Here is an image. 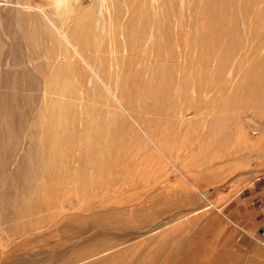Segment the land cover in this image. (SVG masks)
<instances>
[{"label": "rangeland", "instance_id": "rangeland-1", "mask_svg": "<svg viewBox=\"0 0 264 264\" xmlns=\"http://www.w3.org/2000/svg\"><path fill=\"white\" fill-rule=\"evenodd\" d=\"M234 1L0 0V264L264 253V156L230 158L243 124L264 153V0ZM172 207L211 209L123 245Z\"/></svg>", "mask_w": 264, "mask_h": 264}, {"label": "bare ground", "instance_id": "bare-ground-1", "mask_svg": "<svg viewBox=\"0 0 264 264\" xmlns=\"http://www.w3.org/2000/svg\"><path fill=\"white\" fill-rule=\"evenodd\" d=\"M221 1V0H220ZM225 1V0H224ZM234 1V0H233ZM241 1V0H240ZM260 0H254L253 2H257ZM64 2V1H63ZM103 2V1H102ZM235 2V1H234ZM237 2V1H236ZM221 4V3H220ZM219 4V5H220ZM59 8V7H58ZM57 8V10H58ZM231 9V8H230ZM107 10V9H106ZM44 11V10H43ZM239 11V10H238ZM46 13V12H45ZM43 13V14H45ZM240 14V13H239ZM260 14V13H258ZM46 15V14H45ZM48 15V14H47ZM221 15V14H220ZM242 15V14H241ZM240 15V17H241ZM101 16V15H100ZM225 16V15H224ZM244 21V20H243ZM101 22V21H100ZM52 23V22H51ZM55 25V24H54ZM101 26V25H100ZM55 27V26H54ZM62 28V27H61ZM58 29V28H57ZM63 29H60L61 31L58 32L62 33L64 35L65 32H63ZM61 34V35H62ZM67 36V37H66ZM70 38V37H69ZM68 38V35H65L66 41H67V45L73 49V52H75L80 58V60H82L84 63H87V60L82 56V54L80 53V51L77 49L76 45L72 42H70L71 39ZM65 41V42H66ZM71 49V50H72ZM74 53V54H75ZM93 73V72H92ZM97 78V77H96ZM100 78V77H99ZM101 79V78H100ZM102 82V81H101ZM223 91V90H222ZM241 113V112H240ZM244 114V113H243ZM253 114V113H252ZM259 114V113H258ZM224 117H226L225 115H223ZM253 117V116H252ZM239 118V117H238ZM249 118V116H248ZM242 119V118H241ZM255 119V118H254ZM241 121V120H238ZM238 124V122H237ZM243 124V123H242ZM241 124V125H242ZM244 125V126H243ZM240 127V130L242 131L241 133L243 134H239L237 136V138L234 139V146L235 147V151L234 153H231V157L232 161L234 160H242L243 162H248L251 161L249 160L250 157L254 156V157H262L264 156V153H261L262 150V142L261 139L259 137H254L251 134H249L250 131L254 132H259L260 130H255L253 128H251V126L245 125L243 124ZM239 126V125H238ZM253 126V125H252ZM260 127V126H259ZM230 128V127H229ZM238 130V128H237ZM230 131V129H229ZM232 132V131H231ZM229 133V132H228ZM236 137V136H235ZM233 142V141H231ZM260 157V158H261ZM191 188H192V192L191 190L189 191H182L181 192V196L183 197H191L193 195H197V194H202V186L200 184H196V183H191L190 184ZM186 195V196H185ZM178 198V197H177ZM183 198H181L182 200ZM169 203V201H168ZM175 204V202H172ZM171 204V203H170ZM177 205V203H176ZM110 207V206H109ZM168 207V206H167ZM120 209V208H119ZM168 209V208H167ZM172 209H174L173 207L169 210H166L163 213H159L156 215L155 218L158 219V221L160 220L159 224H157V226H148V225H141L140 227H135V228H131V230H133L134 232H130L128 235L125 236L126 241L124 242L123 245L126 246H130L129 251L134 252V251H142L143 249H145L147 247L146 243L148 242H152L149 241L148 239L151 236H156L160 233H164L166 234L167 237H169L170 241H176V242H180V241H184L186 240L189 236L188 234H190L191 232H195L197 229H194L195 227L191 228L189 227H179L180 224H182L184 221H186L189 218L192 217H199L198 219L204 218V214L211 208H203V209H198L195 211H191L189 213H185V214H181L178 217H175L173 219L167 220L164 218L167 214L171 213ZM129 216V215H128ZM105 229V228H104ZM112 233V232H111ZM121 234V233H120ZM124 234V233H123ZM121 237V236H120ZM120 245V246H123ZM120 246H115L113 249L119 248ZM148 248V247H147ZM146 248V249H147ZM197 251V250H196ZM187 252V251H186ZM178 254V253H177ZM181 254V253H180ZM102 256V255H101ZM142 264V263H140ZM144 264L145 261H144Z\"/></svg>", "mask_w": 264, "mask_h": 264}, {"label": "crops", "instance_id": "crops-1", "mask_svg": "<svg viewBox=\"0 0 264 264\" xmlns=\"http://www.w3.org/2000/svg\"><path fill=\"white\" fill-rule=\"evenodd\" d=\"M232 254L234 257H231L230 258L231 260L250 261L242 264H264V253L262 252L248 251V252H236Z\"/></svg>", "mask_w": 264, "mask_h": 264}, {"label": "built area", "instance_id": "built-area-1", "mask_svg": "<svg viewBox=\"0 0 264 264\" xmlns=\"http://www.w3.org/2000/svg\"><path fill=\"white\" fill-rule=\"evenodd\" d=\"M257 180L258 181H263L264 183V174L260 175L257 177ZM263 188V191H264V185L262 186ZM257 202V206H258V209L260 211V214L264 216V202L263 201H256ZM258 231L260 233V235L262 236V238L264 239V222L258 227Z\"/></svg>", "mask_w": 264, "mask_h": 264}]
</instances>
